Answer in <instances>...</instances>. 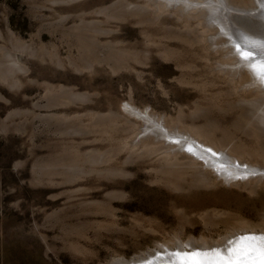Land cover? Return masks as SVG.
<instances>
[{
	"label": "rangeland",
	"instance_id": "rangeland-1",
	"mask_svg": "<svg viewBox=\"0 0 264 264\" xmlns=\"http://www.w3.org/2000/svg\"><path fill=\"white\" fill-rule=\"evenodd\" d=\"M225 2L257 23L228 16L261 72L264 14ZM160 4L0 0V264L131 263L161 245L174 263L264 238V179L221 180L129 109L264 172V91L216 26Z\"/></svg>",
	"mask_w": 264,
	"mask_h": 264
},
{
	"label": "bare ground",
	"instance_id": "bare-ground-1",
	"mask_svg": "<svg viewBox=\"0 0 264 264\" xmlns=\"http://www.w3.org/2000/svg\"><path fill=\"white\" fill-rule=\"evenodd\" d=\"M156 2L158 1H163V4H160L162 7L164 6H172V5H177V8L180 10V12L183 14L184 12L188 11H198L197 15L201 18V23L206 24V26H210L211 28H215V33L217 37H221L222 35V40L223 42L229 43V49L231 53H234L237 55V61L241 66H245L246 69L249 70V73L252 75L251 78H253V81L256 82L257 86L264 91V68H262L261 72L258 69V61L256 60V55H253L250 51L253 49H249V47L244 46L241 40L234 41L235 38L232 37L233 34H231V24L230 20L228 19V16L232 15V18L237 17L239 18L238 21L242 19V21H245L244 18L248 19L249 22H243L245 25L249 26H254L255 21H253L252 17H246V13L242 14H236L238 11V8H233L229 6L225 0H155ZM255 4H257L254 7H251L250 9L253 11L249 15L252 16H259L264 14V8L261 7V5H264V0H254ZM164 5V6H163ZM245 7V6H244ZM248 9V11H250ZM254 9V10H253ZM242 10V9H240ZM247 10V9H245ZM224 11V17L219 16V12ZM239 12V11H238ZM243 12V11H242ZM245 12V11H244ZM248 13V12H247ZM256 14V15H255ZM217 20V23L215 20ZM234 21V20H233ZM241 21V23H242ZM235 24V23H234ZM248 26V27H249ZM246 26V28H248ZM249 29V28H248ZM226 30L228 34L231 35L232 40L226 36ZM225 33V34H224ZM255 33V32H254ZM246 34L243 36V40H246L247 37H245ZM237 44V45H236ZM241 45L242 48L239 46ZM248 48V49H247ZM245 51V52H242ZM249 52L248 55H245ZM243 54V57H240L238 54ZM225 61V60H224ZM238 64V65H239ZM257 65V66H256ZM257 73H261V78L262 80L259 82V80L256 78V76L253 74L254 70ZM249 74V75H250ZM252 80V79H251ZM260 90V91H261ZM260 95V94H259ZM264 96V95H263ZM262 98V97H261ZM128 105V104H127ZM129 109L138 117L141 118V120H144L145 123H143L142 126V131L143 132H149L150 138L156 140L161 138V136H164L168 138L166 140L169 142V146H171L174 149H186L188 146L190 148L186 149L190 154L196 158V159H201V164L204 166L208 167L214 174H216L218 177L221 178V180L225 182H231L235 178L239 177L240 180H243V178H257V179H264V172L259 173L256 172L255 174L250 173V172H255V170L259 169L256 167H253L249 164H246V167L243 168L239 162L235 163L232 162V160H229L226 155L223 153L217 152V150H213L211 147L212 145L205 143L204 141L200 142L197 141L193 138H189L188 134L186 132H183V135H178L174 134L169 131H165L161 125L154 121V119L150 118V114L146 112V114L141 113L140 111L134 109L133 107H129ZM128 108L126 109L127 112ZM129 112V111H128ZM136 117V118H137ZM159 122V121H158ZM172 130V129H171ZM173 131V130H172ZM191 135V134H189ZM147 137V136H146ZM165 141V140H164ZM186 147V148H184ZM192 147V149H191ZM212 151V154L209 152V150ZM189 155V154H188ZM230 156V155H228ZM224 164L225 166H223ZM249 173V174H248ZM237 178V179H239ZM262 231V230H261ZM253 232V231H252ZM247 231H243L242 234H238L237 232H233L231 234H226L227 237L222 238L221 240L215 241L213 245L218 248H212V249H204V250H197L195 248H190V251L185 250V248L181 249L180 247L175 248V250H180L181 252H176L175 254V262L173 263L174 257H172V251L173 249H163L165 247L164 245L159 248L151 249V250H146V252H142L138 255H134L131 257L132 259H135L140 255V257L136 258L135 261L133 262H128L129 260L123 259L120 260L116 259L117 261H121L118 264H161V261L163 260V257H166L165 259L171 261V264H225V261H229V264H256L254 261L255 257L258 256V264H261V259L262 256H264V238L263 239H258V241L255 242V238H245ZM262 234V233H261ZM225 235V236H226ZM224 236V235H223ZM221 236V237H223ZM260 237V236H259ZM235 239H243L242 244L245 246L240 247L235 245V250H230L231 247H234V242H236ZM149 251V252H148ZM162 251H164L162 253ZM160 252V253H159ZM146 253V254H145ZM159 253V254H158ZM184 254L183 256L180 257V254ZM199 255L202 258H196L195 255ZM162 254L163 256H160ZM219 254L223 255V260L219 256ZM142 255V256H141ZM188 257H184L187 256ZM218 255V256H216ZM145 256V258H144ZM195 256V257H194ZM219 257V258H218ZM260 257V258H259ZM162 259V260H161ZM251 260V262H249ZM249 262V263H248ZM113 264V262H112Z\"/></svg>",
	"mask_w": 264,
	"mask_h": 264
},
{
	"label": "water",
	"instance_id": "water-1",
	"mask_svg": "<svg viewBox=\"0 0 264 264\" xmlns=\"http://www.w3.org/2000/svg\"><path fill=\"white\" fill-rule=\"evenodd\" d=\"M240 57H243V54H238ZM254 70V69H253ZM253 74L256 76V78L259 80V82L262 80V78H261V73L259 72V73H257L255 70L253 71ZM184 148H186V147H184ZM188 148H190L189 146L186 148V149H188ZM191 149H192V147H191ZM209 150V149H208ZM209 152L212 154V151L211 150H209Z\"/></svg>",
	"mask_w": 264,
	"mask_h": 264
},
{
	"label": "snow or ice",
	"instance_id": "snow-or-ice-1",
	"mask_svg": "<svg viewBox=\"0 0 264 264\" xmlns=\"http://www.w3.org/2000/svg\"><path fill=\"white\" fill-rule=\"evenodd\" d=\"M261 7L264 8V5H261ZM261 18L264 19V15H262ZM245 55H248V54H245ZM193 255H195V253ZM225 264H229V261H225ZM261 264H264V256H262Z\"/></svg>",
	"mask_w": 264,
	"mask_h": 264
}]
</instances>
